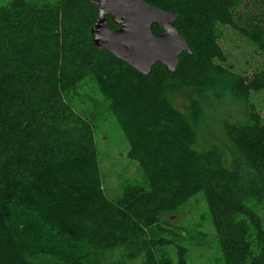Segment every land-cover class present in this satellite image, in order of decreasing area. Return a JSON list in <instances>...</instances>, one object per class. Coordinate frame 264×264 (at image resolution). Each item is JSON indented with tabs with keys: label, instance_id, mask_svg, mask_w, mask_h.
<instances>
[{
	"label": "trees",
	"instance_id": "16d2710c",
	"mask_svg": "<svg viewBox=\"0 0 264 264\" xmlns=\"http://www.w3.org/2000/svg\"><path fill=\"white\" fill-rule=\"evenodd\" d=\"M144 1L178 15L191 53L174 72L156 63L142 75L97 49V11L85 0L0 6V264H189L180 237L158 233L173 224L166 212L199 193L217 238L214 264H264V117L247 100L264 93V67L234 90L248 122L224 125L229 162L219 146L197 149L195 102L205 96L188 115L170 101L174 89L203 90L214 61H226L222 28L264 54V0ZM84 78L108 103L144 178L145 187H126L117 202L102 188L91 121L65 99ZM16 206L55 241H31Z\"/></svg>",
	"mask_w": 264,
	"mask_h": 264
},
{
	"label": "rangeland",
	"instance_id": "374dc122",
	"mask_svg": "<svg viewBox=\"0 0 264 264\" xmlns=\"http://www.w3.org/2000/svg\"><path fill=\"white\" fill-rule=\"evenodd\" d=\"M9 1L0 0V6ZM251 6L255 7V3ZM219 44L226 61H214L207 71L204 89H174L170 93V101L176 109L188 115L192 101L200 93L205 96L203 102H195L198 106L197 149L219 146L225 151L229 162L232 147L224 125L248 122L247 106L233 95L234 90L243 78L251 77L255 71L264 67V54L245 37L228 28H222ZM65 99L72 110L89 119L93 125L99 174L107 198L117 202L126 187H145L137 162L128 156V142L109 112L108 103L92 80L84 78L74 90L65 95ZM247 100L264 117V93H252ZM166 213L165 218L174 217L173 224L169 226L161 223L165 231L159 232L158 236L168 238L176 233L186 249L189 264H214L220 258L215 230L202 194H197L179 206L173 214ZM14 218L31 241H55L38 226L28 210L14 207ZM167 250L172 257L175 255L173 246H168Z\"/></svg>",
	"mask_w": 264,
	"mask_h": 264
},
{
	"label": "water",
	"instance_id": "95a60500",
	"mask_svg": "<svg viewBox=\"0 0 264 264\" xmlns=\"http://www.w3.org/2000/svg\"><path fill=\"white\" fill-rule=\"evenodd\" d=\"M85 1L97 11L90 29L95 47L111 53L142 75H149L156 63H161L166 72H174L179 56L191 53L175 27L178 19L175 12L163 11L144 0ZM106 18L117 25L116 30L110 29ZM153 25L162 33L154 35Z\"/></svg>",
	"mask_w": 264,
	"mask_h": 264
}]
</instances>
